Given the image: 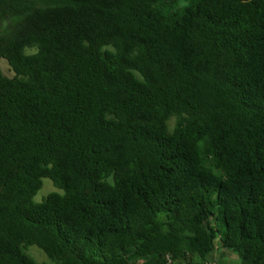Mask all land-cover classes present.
Instances as JSON below:
<instances>
[{
	"label": "trees",
	"instance_id": "obj_1",
	"mask_svg": "<svg viewBox=\"0 0 264 264\" xmlns=\"http://www.w3.org/2000/svg\"><path fill=\"white\" fill-rule=\"evenodd\" d=\"M0 58V264H264V0H0Z\"/></svg>",
	"mask_w": 264,
	"mask_h": 264
},
{
	"label": "rangeland",
	"instance_id": "obj_2",
	"mask_svg": "<svg viewBox=\"0 0 264 264\" xmlns=\"http://www.w3.org/2000/svg\"><path fill=\"white\" fill-rule=\"evenodd\" d=\"M0 69L6 76H12V71H9L10 68L7 62L2 58H0ZM42 184L43 185L41 189L34 197L35 202H40L48 193L57 190L54 188L51 180L48 178H44L42 180ZM27 254L35 259L38 263L47 260L44 253L40 251L36 246H30L27 250ZM209 259H214L217 264H239L237 256L227 249H220L218 251L215 250L213 254L209 256Z\"/></svg>",
	"mask_w": 264,
	"mask_h": 264
}]
</instances>
